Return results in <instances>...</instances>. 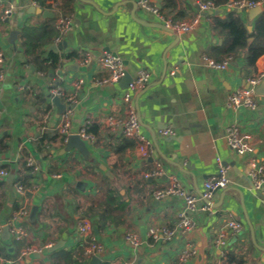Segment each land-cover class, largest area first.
Segmentation results:
<instances>
[{
	"label": "crops",
	"instance_id": "crops-1",
	"mask_svg": "<svg viewBox=\"0 0 264 264\" xmlns=\"http://www.w3.org/2000/svg\"><path fill=\"white\" fill-rule=\"evenodd\" d=\"M147 2L173 21L197 19V24L189 33L176 36L159 26L163 24L142 6L141 0H73L70 13L51 0V7H41L36 0H0V50L4 54L0 63L4 71L0 79V140L8 145L0 152V165L7 166L10 172L3 179L9 182L0 213L3 228L8 223L6 219L13 221L18 201L29 210L23 222L25 237L14 240L10 233L6 240L2 238L3 228L0 232L2 246L16 256L3 257L12 264H52L47 249L22 253L28 246L40 249L44 243L54 245L61 240L63 244L56 250H68L73 259L88 264L92 256L86 254V248L92 237L76 233L77 223L83 218L91 222L93 237L104 246L96 255L100 264H227V255L230 261L240 264H264V195L252 187L247 156L233 152L224 137L225 128L232 124L249 133L264 173V106L227 107L233 90L246 86L247 77L264 72V54L255 68L247 66L246 49L233 55L226 69L209 63L227 57L220 53L224 33L217 27L216 18L240 12L251 30L254 21L264 14V0L261 13L252 21L248 10H230L226 5L218 7L220 13L205 16L197 9L196 0ZM33 6L52 16L31 12ZM67 16L73 18V24L59 42L58 20ZM47 23L55 26L59 34L36 52L28 53L29 48L22 43L24 27L37 29ZM59 43L63 46L58 50L51 48ZM50 50L63 59L48 74L36 62ZM105 52L121 57L131 77L140 69L151 73L147 86L137 91L131 101L155 146L148 157L142 156L136 140L107 124L109 116L127 117L128 104L123 94L128 86L121 81L123 77L116 82H101L110 74L99 63ZM68 53L75 56L65 58ZM79 79L83 83L71 105L70 130L75 134L89 124L88 132L93 138L83 139L88 156L75 148L65 150L67 141L58 131L61 114L57 117V105L50 93L57 86L67 91ZM33 91H43L49 97L51 110L47 115L42 116L44 104L36 100ZM61 103L69 106L63 98ZM167 128L174 134L163 136L161 130ZM217 159L228 166L229 184L214 193L211 209L193 214L196 228L188 233L177 230L167 243L149 238L151 226L175 228L184 208L183 197L157 199L154 192L170 186L175 176L186 193L200 194L205 180L218 169ZM28 160L33 161V190L20 196L11 181ZM158 166L163 169L161 175L145 177ZM77 181L85 183L84 190L76 186ZM111 190L118 194L115 201L124 212L113 213L98 227L84 215L85 209L78 207L95 203ZM34 206L38 209L31 221ZM230 218L245 224V234L234 239L227 249H219L216 237ZM130 232L141 238L139 246L125 241V234ZM186 245L196 254L182 263L179 255Z\"/></svg>",
	"mask_w": 264,
	"mask_h": 264
},
{
	"label": "built area",
	"instance_id": "built-area-1",
	"mask_svg": "<svg viewBox=\"0 0 264 264\" xmlns=\"http://www.w3.org/2000/svg\"><path fill=\"white\" fill-rule=\"evenodd\" d=\"M262 0H230L226 6L230 10H250L256 6L261 5ZM141 4L144 8L148 9L154 13L159 21L166 27L176 30L179 34L189 33L194 29L197 24V19L192 21H173L163 14L160 13L157 7L150 5L147 0H141ZM200 12H206L209 10H215L216 7L213 3L207 0H196ZM10 10L6 11L9 13ZM73 24L72 17H63L58 20V27L61 32L58 41H61L62 36L70 29ZM4 61V54L0 50V63ZM232 61V56H227L224 61L216 62L210 60L211 66L218 69H226ZM99 63L105 69L109 71V77L101 82H116L119 81L125 74L126 66L124 60L112 53L105 52L99 58ZM151 73L147 69H140L137 75L130 82L128 88L123 94L124 101L128 104V115L126 118H119L114 116H109L107 118L108 126L113 130L121 131L125 136L132 138L137 141L139 150L144 157L150 156L155 151L154 143L151 141L149 134L144 129L140 117L132 105L131 101L134 94L147 86L150 81ZM4 77V71L0 68V79ZM83 79L75 81L70 89L65 91L63 88L57 86L53 87L50 91L51 97H59L66 100L67 105L65 110L60 115V122L58 124V131L60 134L65 136V140L72 133L70 130L71 126V115H72V103L75 102L77 91L81 87ZM247 85L244 87H239L233 90L227 98V107L236 109L239 107H245L249 109H257L260 104L264 106V94H260L258 89L264 83V72H260L247 77ZM89 124L85 123L80 129L78 134L82 139H92V135L88 132ZM163 136L174 134L173 129L167 128L161 130ZM224 137L227 142L228 147L235 153L241 156H247V175L251 181L252 187L255 191L264 195V173L263 166L260 163L258 157L255 155L254 143L252 136L241 130V128L232 124L225 128ZM29 165H33L32 160L27 161ZM217 171L209 176L205 182L200 194L186 193L180 186L177 177L173 176L171 180V185L159 189L154 192L157 199L167 198L169 196H181L184 200V208L178 215V221L176 222L175 228H169L165 226L156 227L151 226L148 229L147 235L154 241L161 243H167L172 240L177 232L180 230L182 233H188L194 230L197 226V221L193 214L197 213L199 210H209L211 209V199L216 190L225 188L229 184V178L227 176L228 166L225 165L220 159H217ZM163 173L162 167L158 166L154 171L145 174V177H152L161 175ZM10 175L9 170L1 167L0 165V179L7 178ZM15 191L20 196L27 195L32 192V188H27L23 186L20 182H14ZM29 210L27 207L23 206L20 211L16 213L11 221L10 233L14 240H20L27 235L22 223L27 218ZM17 224H13V222ZM10 223L7 225L9 226ZM246 227L242 221L235 218H230L225 223L224 227L219 231L215 244L219 249H227L234 239L242 237L245 234ZM1 232V231H0ZM76 233L80 237H92L91 243L86 248V254L89 256H95L101 252L104 248L103 244L97 241L93 237V226L91 222L83 218L79 220L76 226ZM125 241L134 247L139 246L142 243L141 238L136 233H126L124 236ZM52 243H44L39 249L34 246H28L23 251V255H27L33 252H39L41 250L48 249L52 247ZM196 250L190 245H186L179 255L180 262H188L194 255ZM13 262L3 257H0V264H12Z\"/></svg>",
	"mask_w": 264,
	"mask_h": 264
},
{
	"label": "trees",
	"instance_id": "trees-1",
	"mask_svg": "<svg viewBox=\"0 0 264 264\" xmlns=\"http://www.w3.org/2000/svg\"><path fill=\"white\" fill-rule=\"evenodd\" d=\"M49 0H36L37 4L41 7H51L48 3ZM53 3H58L59 8L65 12H72V1L73 0H51ZM213 3L216 7H222L226 5L230 0H207ZM216 25L223 31V43L220 46V53L226 56H233L239 53L241 50L244 51L246 63L248 67L255 68L257 60L264 54V14L254 21V26L251 30L248 29L246 23L243 20L242 13L232 11L227 18L220 19L216 18ZM59 34L58 29L52 24H45L42 28H33L26 25L23 29L22 43L29 48L28 53H33L39 50V48L52 41ZM40 52V51H38ZM75 54H65V58H72ZM63 56L58 52L50 50L46 57L37 61L38 68L44 72L50 74L53 70L57 69L62 63ZM35 60V59H33ZM42 64V65H41ZM56 83V82H55ZM56 83L55 85H57ZM33 95L37 101H42L43 111L42 116L47 115L51 110V102L49 97L43 91L34 92ZM8 145L5 141L0 140V152L5 151ZM3 168H7L5 165H1ZM32 166L28 162L24 161L22 168L15 172V178L11 182H20L23 186L30 188L32 186ZM9 182L0 179V213L5 204V200L8 195ZM118 194L112 190L109 193H104L101 198L95 203L83 207H78L79 210L85 209L84 215L91 218L93 224L98 227L106 223L107 220L113 215V213L122 214L124 209L116 203L115 199ZM23 207V203L18 201L16 212L20 211ZM11 228V219H6ZM7 223V224H8ZM23 225V223H22ZM3 225L0 218V231ZM0 239V257L7 259H14L16 256L9 252L7 246H2ZM52 264H84L82 259H73L71 253L68 250L60 249L50 253ZM240 264L233 260L230 261V257L227 255L225 263Z\"/></svg>",
	"mask_w": 264,
	"mask_h": 264
},
{
	"label": "water",
	"instance_id": "water-1",
	"mask_svg": "<svg viewBox=\"0 0 264 264\" xmlns=\"http://www.w3.org/2000/svg\"><path fill=\"white\" fill-rule=\"evenodd\" d=\"M91 3L99 9L98 5L95 2H91ZM197 9L200 10L198 6H197ZM30 11L31 12L43 13V15H45V16H47V15L52 16V13H50L49 11H42L40 8L34 7V6L31 8ZM220 12H221V9L220 8H216L215 10H209V11H206V12H202V14L207 16L209 14L220 13ZM260 13H261V7L260 6H256L254 8H251L250 10H248V19L250 21H252ZM159 26L164 28V29H166V30H168V31H170V32L175 33L176 36H178V34H179L176 30H174L172 28H168V27H166L164 25H159ZM249 29H250V26H249ZM62 46H63V43H59L58 45H56V44L52 45L51 48H53L54 50H58ZM133 78L134 77H131L129 75V73L127 71H125V74H124L123 78L121 79V81L123 82V80H124V82H123L124 86H129V84L133 80ZM258 91H259L260 94H264V83L259 87ZM52 101H53V103H55L57 105V109H58L57 117H58L62 113V111L65 110L66 105L62 104L61 103V99L59 97H57V96L53 97ZM73 148L77 149L80 153H82V154H84L86 156L89 155L84 140L78 134H71L68 137L67 143L65 145V150H67V151H69V150H71ZM76 186L78 188L84 190L85 183L83 181H77L76 182ZM209 202H211V201H209ZM37 209H38L37 206L33 207L31 215H30V220L31 221L35 220V217H36V214H37ZM248 222H249L250 228L253 231L252 224L250 223V221H248ZM94 231H96V227H94ZM2 238L6 239V240L10 238V229H9L8 225H6L3 228ZM62 244H63V241L61 240V241L55 243L52 247H49L47 250H48V252H52V251L56 250L57 248H59ZM88 264H100L99 257L96 256V255L92 256V258H91V260H90V262Z\"/></svg>",
	"mask_w": 264,
	"mask_h": 264
}]
</instances>
